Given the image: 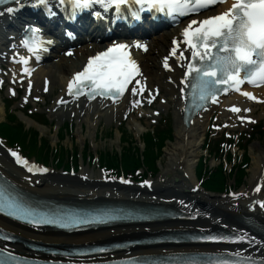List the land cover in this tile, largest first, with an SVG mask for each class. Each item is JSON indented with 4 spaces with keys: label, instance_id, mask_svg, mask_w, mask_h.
I'll return each instance as SVG.
<instances>
[{
    "label": "bare ground",
    "instance_id": "1",
    "mask_svg": "<svg viewBox=\"0 0 264 264\" xmlns=\"http://www.w3.org/2000/svg\"><path fill=\"white\" fill-rule=\"evenodd\" d=\"M224 7L227 8L229 6L225 5ZM222 9H211L204 14L195 16L193 19L200 21L208 16H213V14ZM188 21L189 19L183 21L180 27H172L161 31L158 35L150 36L147 39L149 50L144 54H137L144 77L146 78V92L160 90L162 98L168 99V101L166 100L165 104L160 103L158 105L159 109L166 111L168 105L171 104L175 110L174 138L169 142L167 147H164L165 150L163 148L164 153L168 154L163 166L164 168L161 175L158 179L152 181V185L149 188L145 186L125 187L105 185L103 181L105 177L103 175H93L92 171L87 170L88 168L86 169V167L79 172L77 178L74 180L67 177H51L46 175L43 177H32L27 181L24 180L23 170L15 166L7 154H5L6 152L0 148V174L25 193L64 202L130 201L152 203L154 206L169 207L178 212L182 218L139 225H120L106 229L66 234L54 232L46 227L22 226L0 217V230L17 238V241L9 243L0 240L1 249L26 258L53 261L62 260L74 263L108 261L150 253L168 254L170 251H230L234 254H239L243 250L245 251L244 256L264 260V234L259 233L250 225L252 223L258 227V230L264 229V212L256 207L255 210H251L249 207L253 204L254 199L259 200L264 194V146L259 147L255 144V146L250 147L253 152H251L253 171L250 178L252 185L249 189L244 187V189L235 193V198L230 199L227 197L226 200H221L218 197L199 190L194 169L201 152L204 128L207 127L211 114H208L205 120H196L190 127H185L182 124V116L179 112L180 108L183 107V97L179 94V90L182 87L181 82L185 78L187 63L184 64L183 69H178L175 67L176 61L171 59L169 65L175 68L174 72H165L161 68L162 58L167 55L171 40L181 41V28ZM2 30L3 25L0 26V36H3L1 35ZM46 38L52 39L51 37ZM54 42L58 43L56 40ZM107 45V42L104 44H84L76 48L74 55L68 58L63 55L65 50L58 49L57 52L60 54H52L50 60L42 64L33 75V97H37L39 101H46L45 95L53 94L54 91L57 92L53 98L52 105L48 108L50 120L56 119L59 123H62L66 117L70 118L71 115H75V121L78 124L77 134L82 140L84 137L94 138L96 127L103 118H105L106 123L111 124L114 119L120 121L123 115L131 111L133 113L129 116L128 124L133 127L137 136L140 135L143 128L141 118L144 112L142 110H132L135 95H132L131 92H128L121 101L111 103L113 107L110 108H107L108 104H106V101L98 105L95 103L88 105L85 102H79L80 109L76 108L75 103L71 106V110L67 114H64L58 106L61 100H63V103L72 101V98L66 95L65 87L68 77L72 73L79 71L87 58L103 50ZM181 48L185 51V55L190 58L192 55L191 50L184 45H181ZM0 57L10 59L14 57V54L4 55L0 52ZM30 64H33L32 61ZM12 69L15 70L16 67L12 66ZM16 79L22 78L17 75ZM44 80L50 81L48 94L44 93L47 89L43 86ZM260 92L264 93V89L260 90ZM223 103L224 105L235 106L241 109L240 113L222 112V116L230 119L231 123L236 121V117L245 114L244 105L246 103H244L242 98L232 96L231 98L223 99ZM90 106H93L92 112H89ZM246 107L250 109L252 114L256 112V109L252 110L250 104ZM114 108L116 109L115 112ZM145 115L151 117V119L154 118L153 113H146ZM263 118L264 105L262 106L261 114L256 119L260 120ZM84 130H86V133H84ZM36 180L41 181L39 186L35 185ZM72 183L80 184L81 186H75ZM256 186L261 187L259 192L254 191ZM247 195L249 197L245 199ZM178 232H218L235 236L241 239V242L198 243L200 246L185 243L154 245L156 247L134 246L125 250L87 256L83 259L47 257L24 246L25 242H31L63 249L64 247L105 244ZM5 247L9 250H6Z\"/></svg>",
    "mask_w": 264,
    "mask_h": 264
},
{
    "label": "snow or ice",
    "instance_id": "2",
    "mask_svg": "<svg viewBox=\"0 0 264 264\" xmlns=\"http://www.w3.org/2000/svg\"><path fill=\"white\" fill-rule=\"evenodd\" d=\"M46 2L47 0H39L41 4ZM60 2L63 3L64 0ZM129 2L130 0H73V3L80 8L100 4L105 10L111 5L119 10L122 5ZM226 2L227 0H135V3L142 7L147 3L150 8L166 9L169 13L179 12L180 14H185L190 4L194 5L195 9H203ZM8 11L12 12L13 9ZM193 25L198 26L193 29ZM28 31L37 33L39 30L28 29ZM183 37L184 44L191 49L194 60L199 58L214 61L204 68H197L193 64L188 66V74L197 73L196 87L199 88L201 100L211 99L212 103H217L215 89L218 85H228L229 88L239 92V86L243 83L240 79L242 70L246 72L250 83L255 86H264V0H234L231 8L225 12L201 22L192 21L184 30ZM177 43L174 41V44ZM25 44L27 45V42ZM38 45L39 42L34 41L30 50ZM136 47L142 46L136 45ZM213 50H216L215 53ZM175 52L174 48L173 54ZM19 62L25 65L28 63L25 59ZM164 66L168 67L167 61ZM29 72L30 70L25 68V73ZM140 74V69L136 61L132 59L128 46L117 44L90 58L83 71L77 73L69 83L68 92L73 94L75 86L78 93H83L85 88L89 89L87 94L90 98L123 96L128 86ZM136 84L138 88L131 89L132 95L142 94L144 91L139 80ZM223 90L227 92L228 89ZM242 95L249 99H256L246 92ZM59 103H63V100ZM229 111L240 113L241 109L233 106ZM243 119L241 117L242 122ZM12 155L17 163L28 166L27 161L21 160L16 153ZM29 171H32V168L29 167ZM260 190L259 186L255 189L256 192ZM259 207L264 209V202H261ZM16 210L23 212L22 209ZM44 222L51 223V221ZM249 264H252L250 257Z\"/></svg>",
    "mask_w": 264,
    "mask_h": 264
},
{
    "label": "rangeland",
    "instance_id": "3",
    "mask_svg": "<svg viewBox=\"0 0 264 264\" xmlns=\"http://www.w3.org/2000/svg\"><path fill=\"white\" fill-rule=\"evenodd\" d=\"M56 93L57 92L54 91V93L52 95H56ZM6 97H7L6 93L1 91L0 92V103L2 101L5 102ZM46 100H47V102H46L47 104L44 101H41L40 104H36V105L33 104V106H28L27 109H22L23 103H22L21 99L15 101V102L11 101L10 104L12 106L10 109H11V111H14L15 115L17 116L18 121L25 126V129H36V130H38V133L43 138V140L48 141V143L50 144V146L52 148H60V146H62V147H64V150L65 149H74V151H76V152H82V149L84 148V146H87L86 152L90 154L91 158H93L94 156L99 157V155H101L102 153H105V152H109V151L120 152L121 151V149L123 148V144L120 142V135H121L120 132H122L123 138L131 136V139L133 140L132 146H137L141 150H143V139L145 136V134H143V133L146 132L147 130H153L154 129V131H157L158 129H162V128L167 129L170 125L169 123H171V127L173 129L172 138L170 139V141L164 142V147H167L169 142H171L174 138L175 116L173 114V109H171L172 105H169L167 111H162L161 117L155 118V119L146 118L145 120H142L143 121L142 122L143 128H142V131H141L139 136H137L133 127H131L128 124V121H126L124 124H122V126H120L121 122H119L118 120L113 121L111 124H107L105 119H103L101 121V123L99 124V126L95 130V136L96 137L95 136H94V138L93 137H90V138L84 137V139L82 140L78 137V134H77L78 124L76 123L75 120L72 121L71 118H65V121L63 123H61L60 125L58 123L59 122L58 120H54V121L50 120L47 111H48V107H49L48 106L49 100H51V97H48ZM256 108H258L260 111L262 110L261 106H258V107L256 106ZM35 113H37V114H35ZM28 114H34L32 116L34 120L27 118L25 116ZM4 117H5V113H3V109L0 105V123L4 121ZM43 117H45L47 119V121H48L47 125L40 124L41 120L43 121ZM71 121H72V123H71ZM121 121H123V119H121ZM155 121H156V124L153 125V123ZM66 123L71 125L72 131L69 132L67 139L62 140L60 145H58L56 135L58 134L59 128H63V124H66ZM58 125H59V127H58ZM84 128H85V125H84ZM117 128H119V131H117ZM234 130H235L234 134L236 136H238L241 132H243V135L241 137L242 140L245 138V136L248 137L249 136L248 134H250V133L253 134L252 139H250L246 144H244L243 142H240V148L243 149V147H241V144L242 145L244 144L245 152H246L250 162H249L248 166L246 167L245 177H244V180H243L241 187L236 188V190L239 191V190L244 189V187L249 189L250 186L252 185L250 183V178H251L252 171H253L252 170L253 165H252V154H251L252 151H251L250 147L253 145L255 146V144H257L259 147L264 146V118L259 120L258 125L254 128H250V126H245V127H235ZM84 133H86V130H84ZM102 135H104V136H102ZM203 142H204V138H203L202 144H203ZM202 144H201V146H202ZM164 150H165V148H164ZM200 151L201 152H200L199 157L202 158L203 157L202 155L208 157L206 151L202 150V148L200 149ZM242 153H243V151H239L236 154L242 155ZM167 156H168V154L164 153V151H163L162 156L158 160V165H159V168L161 169V171L157 176L152 177L153 180L158 179V177L161 175V172L164 168L163 166L165 164ZM30 158L37 160L36 158H33V157H30ZM218 163H219L218 158L210 159L208 162V167L210 169H214V168H216ZM47 165L51 166V163H48ZM85 167H86V169L88 168L87 170L92 171V173H94L95 175L98 174L97 168H93V166L88 167L87 165H84L83 168H85ZM227 169H229V167H227ZM61 173H62L61 170H58V172H55L54 174L60 175ZM63 176L66 177V176H68V174L63 175ZM149 177H151V176L148 175L147 178H149ZM227 188H229V189L235 188L233 180H228ZM222 199H224V198H222Z\"/></svg>",
    "mask_w": 264,
    "mask_h": 264
},
{
    "label": "trees",
    "instance_id": "4",
    "mask_svg": "<svg viewBox=\"0 0 264 264\" xmlns=\"http://www.w3.org/2000/svg\"><path fill=\"white\" fill-rule=\"evenodd\" d=\"M46 123V120H41V124ZM157 142L152 135L144 137V150L141 151L139 147L132 146L133 140L130 137H121V143L123 148L120 152L109 151L102 153L100 156L101 164L107 166L109 169L116 171H123L128 174L132 173L135 169L144 166H148L150 170L156 172L158 170V160L162 156L164 142L172 138V130L169 128L167 131H161ZM0 135L6 136L10 139L11 144L20 142L22 148L27 151L30 157H35L39 161L47 163L50 161L53 154V148L48 141H44L36 129H25V126L18 121L14 116L5 117V122L0 125ZM64 139V135L60 136V143ZM87 146L82 149L83 158L89 153L86 152ZM65 151V152H64ZM64 153H68L60 146V162L59 166L64 161ZM78 153H75V159L77 160ZM231 155L229 160L231 163ZM249 161L248 156H245V163ZM196 174L201 176L204 174V161L203 158L199 159ZM237 177V186L241 185L242 179L245 176V170L240 167V164H236L232 167V176ZM205 187L209 190L222 192L224 191L227 183V176L222 164L217 169V173L207 176ZM229 178V177H228Z\"/></svg>",
    "mask_w": 264,
    "mask_h": 264
}]
</instances>
